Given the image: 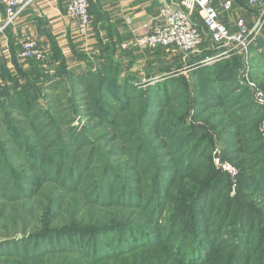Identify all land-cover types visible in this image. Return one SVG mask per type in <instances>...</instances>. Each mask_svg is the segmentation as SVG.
<instances>
[{
  "label": "rangeland",
  "instance_id": "374dc122",
  "mask_svg": "<svg viewBox=\"0 0 264 264\" xmlns=\"http://www.w3.org/2000/svg\"><path fill=\"white\" fill-rule=\"evenodd\" d=\"M257 16L256 13H247L246 18L250 27L255 23ZM195 23L200 28L198 15L195 16ZM263 31L264 23L246 55L239 53L226 59L218 58L214 52H209L210 44L206 40L204 31V47L198 49L196 54L193 53L194 55H183L171 50L150 51L136 47L134 42L126 45L125 48L121 46L122 51L134 54L131 59L134 61L133 64H128L129 59L127 58L123 60L124 65L120 68L122 70L119 74L121 79L127 77L129 82H133V96L126 102L132 103L134 97L151 86L167 89V83L172 79L183 83L189 92L196 85L206 88L210 83L224 84L225 87L233 88L229 90L230 95L227 100L246 95L248 98L246 103L249 102L253 106V112L245 114L249 116V119H245L246 126L243 131L238 127L225 129L222 125L225 118L219 111L196 117L194 110L190 108L174 109L170 112L168 109H163L161 112L166 115L164 118L167 121L183 114L186 124L179 128L173 126L174 121H170L169 129L159 130L153 128L155 126L146 128V130L143 128V132L135 135L131 144L124 147L125 143L119 137L125 132L132 136L134 130L138 128V124L134 125V122L132 124V120L134 121L136 117L135 111L128 110L123 113L122 116L127 121L122 123L119 120L120 114L115 112L113 114L117 115V122L91 121L79 113L78 108L82 109L84 105L78 99L74 101L76 92L67 79L60 92L53 93L49 97H39V105L43 111L44 109L45 112L47 111L46 114L50 113L53 116L56 127L51 126L47 139L42 140L38 137L32 141L33 144L39 142L43 149L54 140V137H57L55 143L64 144L62 151L65 150L70 159H86L87 155H91L89 154L91 149L96 150L97 148L102 153L103 159L96 160L95 158L92 163L91 160L88 162L93 166L92 169L100 168L103 163L113 168L119 177L118 185L112 187L111 191L116 193L123 180L127 179L132 187L143 192L140 195L141 201L148 202L150 199L148 196L155 187L158 199L166 205L165 216L162 220L163 228L160 230L163 235L160 239L165 242L159 240L152 244V248L140 250L127 257L111 255L100 264H264V105H260L255 99L257 91L264 92V48L254 49L262 45ZM86 39H81V41L85 44ZM92 51L89 47L86 50L81 49V52L87 55ZM42 63L39 64L42 65ZM82 68L84 65L81 62L69 63L66 70L77 73ZM47 69L48 65L45 71ZM204 69H211L212 72L202 71ZM195 71H198L200 75L193 78L198 74L194 73ZM235 89L237 91L231 93ZM153 95L157 101L164 100L157 90ZM119 103V100L112 99L108 109L114 110ZM48 120L43 118L44 122L49 123ZM158 120L159 118L155 116L151 118L153 124ZM129 124L132 125L129 126ZM193 125L199 126L204 132L190 130ZM187 126L190 128L188 129ZM146 135L148 137H145ZM139 138L145 140L152 149L144 152L140 161L134 165L132 163L133 153L130 149L138 145L139 142L135 140ZM261 138L263 140L259 141ZM186 139L194 140L180 152V148L176 149V146L184 140L187 141ZM10 145L16 149L11 143ZM69 146L71 149L68 148ZM57 149V146L51 148L49 155H54L50 153L56 152ZM189 149L195 153L194 157L188 158L189 163L193 164L191 172L172 170L179 164L183 165L184 153ZM88 157L91 159L93 156ZM26 164V159L19 157L12 158L10 162V166L18 173L36 174ZM211 172L213 174L210 179ZM96 175V171H91L83 177L84 180L79 187L80 193L86 192V186H82V183L87 181L90 183L97 177ZM160 175L169 177L171 181L168 179L170 185L162 184L159 190L153 182L157 183L161 179L158 177ZM140 180L144 181L142 185H138ZM195 181L200 184L195 189L189 188L193 191L186 196L184 192L186 185H192ZM43 185L51 194L54 193V196L65 194L61 188H58L59 184L54 185L51 181L45 180ZM28 191L26 196L21 198H10L14 193V190H10L0 199V215L5 216L0 218V238L16 234L15 238L19 239L22 233L20 229L29 228L20 227L32 220L33 213L36 214L35 219H37L34 225L37 224L36 228L39 231H41V225L47 221V217L46 219L44 217L46 210L42 203V194L35 198L39 196L38 193L32 196L33 190L28 189ZM75 201L77 202L76 199ZM195 201L202 203L197 206ZM183 205L189 207L190 214L177 227L176 233L181 234L180 236H188V233L192 231L189 237L197 238L198 243L206 252L202 256L193 258L187 251L181 253L182 248L175 241L177 236H174L175 229H172L170 222L176 216L171 219L170 217L177 211H181ZM153 207L154 204L142 206L143 209L148 208L146 211H150ZM142 208L125 207L124 210L119 211L120 217L119 215L114 216L117 218L113 220L109 217L104 218L109 222H103V225L107 227L112 224L126 223V218L137 214ZM69 212L71 213L70 210ZM106 214L109 215L108 212ZM106 214L98 216L106 217ZM199 215H203L205 219L202 220ZM121 219L124 220L118 222ZM88 221L86 219L82 224L85 226ZM132 221L130 222L133 223ZM145 223L146 221L141 225L145 226ZM244 227H246L245 231H243ZM201 228L208 229L209 234H201V236L199 234ZM4 230L9 234H5ZM149 230L154 231L153 228ZM48 263L53 264V262ZM81 263L92 264L85 259H82Z\"/></svg>",
  "mask_w": 264,
  "mask_h": 264
},
{
  "label": "trees",
  "instance_id": "16d2710c",
  "mask_svg": "<svg viewBox=\"0 0 264 264\" xmlns=\"http://www.w3.org/2000/svg\"><path fill=\"white\" fill-rule=\"evenodd\" d=\"M234 2L235 4H233ZM246 2L247 0H233L232 7L239 5L241 8L243 7L242 9L246 14H252L251 11H248ZM92 8L89 9L91 19L93 17L91 26L97 30L102 20ZM218 14L220 20V16L225 13L221 10ZM101 29L103 30V28ZM96 37L95 48L89 55L72 48L69 59L64 57L56 45H52L48 60L49 68L46 71L36 61H20L18 59L19 51L17 57L12 59L13 71L8 70L4 63H0V199L10 190H14L10 198H21L30 191L28 189H31L33 190L32 196L35 193L39 195L35 198L42 194V203L46 210L44 217L45 219L47 217V221L41 225V231L36 228L37 224L34 225L37 219H35L36 214L33 213L32 220L20 227L29 228L27 230L20 229V233H22L19 239L15 238L16 234L0 238V264H49L48 262H53V264H82V259L92 264H100L104 259L110 258L111 255L127 257L140 250L152 248L153 243L163 238L160 230L163 228L162 220L165 216L166 205L161 199H158L155 187L148 196L150 198L148 202L141 201L140 195L143 192L132 187L127 179L123 180L118 191L114 193L111 188L118 185L119 176L115 174L113 168L103 163L100 168L92 169L91 163L95 158L96 160L103 159L102 153L97 148L96 150L91 149L89 153L93 156L91 159L88 157L91 155H87L86 159H70L69 154L65 150L62 151L64 144L62 142L55 143L57 137H54V140L43 149L39 142L32 143L38 137H41L42 140L47 139L51 126L56 127L53 116L50 113L46 114L47 111L45 112V109L43 111L39 105V97H49L53 93L60 92L66 83V79L74 86L76 92L74 101L78 99L84 105L82 109L77 107L79 113L91 121L117 122V115L113 114L115 112L120 114L119 120L122 123L127 121L122 116L123 113L128 110L130 112L135 111L136 117L134 121L132 120V124L133 122L134 125L138 124V128L134 130L132 136L125 132L119 137L125 143L124 147L129 146L134 140V136L143 132V128L146 130V128L155 126L153 128L159 130L169 129L170 121H174L173 126L179 128L186 124V118L183 114L174 116L167 121L164 118L166 115L161 112L163 109H168L170 112L174 109L190 108L194 110L196 117L219 111L222 112L221 116L225 118L222 123L225 129L238 127L242 131L246 126L245 119H249V116L246 115L253 112V106L249 102L246 103L248 101L246 95L227 100L230 95L229 90L233 88L225 87L224 84L210 83L206 88L202 85H196L189 92L183 83L173 79L167 83V89L151 86L134 97L132 103L126 102L131 100V96H133V82H129L127 77L121 79L119 74L122 71L121 66L124 65L123 60L128 58V64H133L134 61L131 59L134 54L131 55L132 53L122 51L121 40L109 31L104 38H100L99 33L96 32ZM206 40L210 44L209 52L216 54L215 50H212L214 46L209 38ZM204 43L205 38L198 49L204 47ZM261 44L254 49L264 48V41ZM156 50L170 51L161 47ZM80 62L84 68L80 69L79 72L74 73L66 70L69 63ZM198 71L194 73H198ZM202 71L212 72L211 69ZM198 75L200 74L194 75L193 78ZM156 90L159 91L164 100L157 101L154 98L153 94ZM236 91L237 89L231 93ZM112 99L120 102L114 110L108 109ZM153 116L159 118L155 124L151 121ZM44 117L49 119V123L43 121ZM187 128L190 127L187 126ZM190 130L204 132L196 125H193ZM61 134L63 137V133ZM129 136L131 137L129 138ZM193 140L188 139L180 142L176 149L180 148L181 152ZM262 140V138L259 139V141ZM135 141L139 142L138 145L130 149V152L133 153L132 163L134 165L140 161L144 152H149L152 149L143 139L140 140L139 138ZM73 142L75 143V141ZM10 143L16 149L11 147ZM54 146H57L58 149L56 152L50 153L54 155H49V151ZM68 148L71 149L70 146ZM194 154L192 149L186 151L185 156H183L185 159L183 165L179 164L172 170L191 172L193 164L189 163L188 158L194 157ZM15 157L26 159V166L30 167L36 174H21L15 171L10 166L11 159ZM88 160H91V163ZM91 171H96L97 177L90 183L88 181L82 183V186H86V192L82 194L79 187L84 180L83 177ZM210 174L211 179L213 172ZM158 177L161 179L157 183L153 182V185H156L158 189L160 185L163 186L162 184L170 185L169 177L162 175ZM45 180L51 181L54 185L59 184L57 185L58 188H61L65 194L55 196L54 193L51 194L47 190L48 188L43 185ZM143 183L144 181L140 180L138 185ZM199 184L196 181L192 184L193 186L187 184L184 189L186 196L192 193L193 190L190 189H195ZM164 195L166 196V194ZM28 198L30 199V197ZM195 202L197 206L202 203ZM77 203L81 206L79 204L77 206ZM136 204L138 205L136 206ZM145 204L150 206L154 204V207L150 211H146L148 208H142ZM125 207L142 209L137 214H132L126 218V223L112 224L107 227L103 225V222H109L108 219L104 218L109 217L110 220H113L117 218L114 216L119 215L120 217L119 211L124 210ZM107 212L109 215L106 214ZM100 214L107 216L100 217L98 216ZM189 214V207L183 205L181 211L171 215L170 219L175 216L176 218L170 224L173 226L172 229H175L174 236H177L175 241L182 248L181 253L187 251L194 258L202 256L206 252L198 243L197 238L189 237L192 231L188 233V236H180L181 234L176 233L177 227ZM4 217L2 215L0 218ZM199 217L202 220L205 219L203 215H199ZM139 218L143 219L140 220ZM86 219L89 221L84 226L82 222H85ZM132 220H137L139 223ZM145 221V226H142L141 224ZM149 228H153L154 231H150ZM245 230L246 227L243 228V231ZM5 232L6 230H4ZM5 234L9 233L6 232ZM199 234H209L208 229L201 228ZM103 238L106 240H102Z\"/></svg>",
  "mask_w": 264,
  "mask_h": 264
},
{
  "label": "built area",
  "instance_id": "2783aa9c",
  "mask_svg": "<svg viewBox=\"0 0 264 264\" xmlns=\"http://www.w3.org/2000/svg\"><path fill=\"white\" fill-rule=\"evenodd\" d=\"M30 3L31 0H0L5 14L1 30L12 24ZM159 3L161 24L151 28L144 36L135 38L134 44L138 48L153 51L161 47L183 55L193 54L203 42L204 31L206 38H209L215 48V56L226 59L239 53L246 55L264 23V0H247L248 11L256 13L257 19L250 27L247 18H238L232 30L220 22L212 0H181L177 5L170 3L169 0H159ZM231 9V0H225L221 4V10L225 14ZM65 13L68 19L76 23L79 37L81 39L89 37L91 28L89 0H69ZM195 13L200 19V28L195 23ZM18 59L22 62L32 60L42 63L45 61V53L37 41L24 36L20 41ZM250 86L252 87V84ZM255 99L257 103L264 105V92L257 91Z\"/></svg>",
  "mask_w": 264,
  "mask_h": 264
},
{
  "label": "crops",
  "instance_id": "0c3cea01",
  "mask_svg": "<svg viewBox=\"0 0 264 264\" xmlns=\"http://www.w3.org/2000/svg\"><path fill=\"white\" fill-rule=\"evenodd\" d=\"M169 1L177 5L181 0ZM224 1L212 0L218 13ZM68 2L69 0H31L30 5L13 23L2 30L5 14L0 4V63H4L8 70L13 71L12 59L17 57L20 41L24 36L40 44L45 53V61L42 63V68L45 69L47 65L49 66L52 45H56L64 57L69 59L72 48L80 52L81 49L86 50L88 47L89 50H93L96 32L100 38H104L109 31L121 40V46L125 48L134 42L135 38L161 24L159 0H89L90 9L93 7L102 22L97 30L91 26L89 39H86L84 44L78 35L76 23L66 17ZM242 8L233 5L229 13L220 16V22L232 30L236 19L247 16Z\"/></svg>",
  "mask_w": 264,
  "mask_h": 264
}]
</instances>
